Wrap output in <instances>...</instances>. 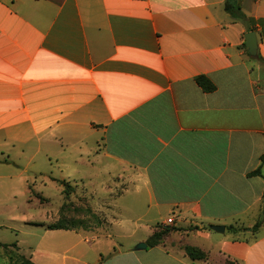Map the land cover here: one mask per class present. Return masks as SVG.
<instances>
[{"label":"crops","instance_id":"1","mask_svg":"<svg viewBox=\"0 0 264 264\" xmlns=\"http://www.w3.org/2000/svg\"><path fill=\"white\" fill-rule=\"evenodd\" d=\"M225 1L0 0V162L13 150L27 162L54 159L62 176H113L133 187L120 205L94 191L89 203L104 213L96 229L112 219L127 230L125 245L89 261L80 248L71 253L84 229H53L71 240L60 257L47 246L20 252L26 258L264 264V221L250 230L264 180L247 175L264 152V0H233L243 20ZM200 74L213 91L197 85ZM169 217L174 229L147 245ZM228 225L245 230L225 235ZM185 246L205 256L191 259Z\"/></svg>","mask_w":264,"mask_h":264},{"label":"rangeland","instance_id":"2","mask_svg":"<svg viewBox=\"0 0 264 264\" xmlns=\"http://www.w3.org/2000/svg\"><path fill=\"white\" fill-rule=\"evenodd\" d=\"M8 154V161L0 162V264H23L16 254H26L33 247L38 250L51 247V251L59 253L60 257L63 247L68 246L71 240L60 238V235L45 225L34 224L50 223L56 216V219L63 216L68 220H82V223L75 222V229H85L79 230V235L73 236L72 242L80 240L75 243L71 253L74 255L75 250L80 248L85 252V259L89 261L94 260L96 250L103 254L102 257H106L107 251H113L129 242L125 237L127 230L112 219L107 225L96 229L98 226L94 225L93 218L86 210H74L73 207L88 206L103 222L104 213H97L89 206L92 191L95 196L107 197L114 204L120 205L129 200L127 193L123 195V189L131 191L132 186L113 176H87L81 181L78 180L79 176H62L54 159L46 160L38 155L27 162L25 158L16 156L13 150ZM61 180L73 186L66 197L62 192ZM106 186L115 193L114 196H109L110 191L105 193ZM63 203L69 205L61 211L60 206ZM110 213H107L108 217ZM115 215V219H118L119 216ZM233 233L227 230L225 235ZM13 242L17 243L20 251L11 245H1Z\"/></svg>","mask_w":264,"mask_h":264},{"label":"trees","instance_id":"3","mask_svg":"<svg viewBox=\"0 0 264 264\" xmlns=\"http://www.w3.org/2000/svg\"><path fill=\"white\" fill-rule=\"evenodd\" d=\"M234 2L235 1L233 0H226L224 4L225 10L230 14L231 18L243 20L245 18V15L240 11V7L238 3H234ZM257 58L261 61H264V59L261 56H257ZM194 80L197 83V85L205 92H211L215 89V85L213 84V82H211L209 78H207L205 75H202V74L196 75L194 77ZM247 175L249 176L258 175L262 177L264 180V152L259 156L258 166L255 169L248 172ZM60 184L62 185V192L64 193V196L66 197L69 191L73 189V186L69 185V183L65 180H61ZM261 204H262V215L252 225L250 229L252 232H255L258 229V227L261 225V223L264 221V187H263V191L261 195ZM68 205L69 203H63L60 206V210L62 211L64 208L68 207ZM73 209L74 210H83V209L86 210L90 214V216L93 218L95 226H99L102 223L101 219L96 215V213L92 212L91 208L88 206L84 208L73 207ZM80 221L82 220H68L63 216H60L58 219L48 224H44L42 222H37V223L34 222V224L45 225L48 229H73L76 227L75 222L78 223ZM157 226L159 227V229L155 230L146 240V243L149 246H153L159 243L163 235L167 234L169 231L174 229L173 227L168 226V225L166 226L157 225ZM227 228L234 232L239 231V230H245V228L234 227L233 225H228ZM1 245L5 247H7L8 245H11L15 248L17 247L16 242H13L11 244H1ZM184 248H185V252L188 254V256L191 259L202 258L205 256V253H203L202 251H200V249L196 247L185 246ZM16 255H17V258H19L23 262V264H34L30 259L26 258L23 254L19 253ZM227 264H236V263L233 261H227Z\"/></svg>","mask_w":264,"mask_h":264},{"label":"water","instance_id":"4","mask_svg":"<svg viewBox=\"0 0 264 264\" xmlns=\"http://www.w3.org/2000/svg\"><path fill=\"white\" fill-rule=\"evenodd\" d=\"M245 46L249 56L256 57L257 56V40L255 37V33L253 31H249L244 34ZM209 228L215 230L217 232H223L224 226L223 225H209ZM146 244L144 242H139L135 245L136 249L145 248Z\"/></svg>","mask_w":264,"mask_h":264},{"label":"built area","instance_id":"5","mask_svg":"<svg viewBox=\"0 0 264 264\" xmlns=\"http://www.w3.org/2000/svg\"><path fill=\"white\" fill-rule=\"evenodd\" d=\"M173 217H169V218H166V220H165V224H172L173 223Z\"/></svg>","mask_w":264,"mask_h":264}]
</instances>
